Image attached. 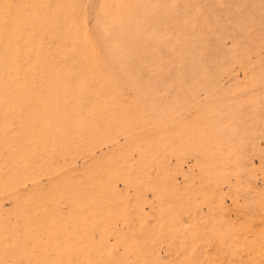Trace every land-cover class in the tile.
I'll use <instances>...</instances> for the list:
<instances>
[{
	"label": "rangeland",
	"instance_id": "374dc122",
	"mask_svg": "<svg viewBox=\"0 0 264 264\" xmlns=\"http://www.w3.org/2000/svg\"><path fill=\"white\" fill-rule=\"evenodd\" d=\"M0 264H264V0H0Z\"/></svg>",
	"mask_w": 264,
	"mask_h": 264
}]
</instances>
